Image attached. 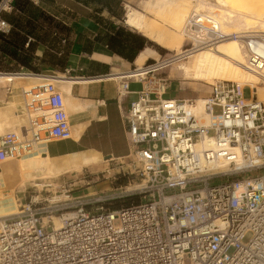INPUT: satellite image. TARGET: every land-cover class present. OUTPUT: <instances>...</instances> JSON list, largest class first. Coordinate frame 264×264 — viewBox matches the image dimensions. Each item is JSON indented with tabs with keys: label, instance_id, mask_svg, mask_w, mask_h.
<instances>
[{
	"label": "built area",
	"instance_id": "built-area-1",
	"mask_svg": "<svg viewBox=\"0 0 264 264\" xmlns=\"http://www.w3.org/2000/svg\"><path fill=\"white\" fill-rule=\"evenodd\" d=\"M12 1H0V16ZM214 15L192 9L183 58L235 40L242 68L264 86V32L224 34ZM10 29L0 17V34ZM169 61L144 64L147 74L116 85L118 99L131 82L141 85L124 115L127 158L140 183L65 205L31 201L0 217V264H264V103L250 86L228 81L209 85L205 98H166L169 81L152 74ZM39 82L21 90L19 128L0 132V165L42 157L46 143L72 136L60 82ZM133 196L141 199L107 208Z\"/></svg>",
	"mask_w": 264,
	"mask_h": 264
},
{
	"label": "crops",
	"instance_id": "crops-1",
	"mask_svg": "<svg viewBox=\"0 0 264 264\" xmlns=\"http://www.w3.org/2000/svg\"><path fill=\"white\" fill-rule=\"evenodd\" d=\"M29 2L40 14L51 17L52 23L70 28L63 69L46 65L42 68L46 72H59L57 74L60 76L52 77L44 74L42 76L82 81L68 84V81L58 80L60 82L58 88L64 97L72 136L68 140L50 141L42 146L40 152L48 173L52 176L78 173L108 159L112 161L121 159L128 151L124 115L129 104L136 100L141 85L131 82L129 94L125 98L118 99L116 85L119 80L116 79L132 72V67L138 68L136 58L132 63H128L110 52L104 45L94 41L100 27L96 23L95 13H92L96 5L91 0H29ZM5 14L9 20L19 23L20 26H10L9 33L2 35L4 40L10 42L15 35L24 37L26 41L23 50L33 57L28 62L33 68L31 60H40L46 54V42L42 40L46 39L47 21L42 20L39 14L30 16L16 11ZM103 15L108 16L105 12L100 16L104 17ZM109 20L114 22L113 18ZM26 23H33L34 29L31 30ZM29 43H31L30 51H28ZM145 50L148 49L142 51ZM52 53L59 57L63 52L56 50ZM151 53L145 58L144 63L150 58ZM1 56L0 69L16 71L3 75L19 76L22 71H29L16 65L13 60L0 52ZM159 78L171 81L168 73ZM2 82L10 84L0 86V132L17 130L20 120L15 114L23 107L21 90L35 81L27 77H18L12 83L9 78H0V83ZM196 98L199 96L196 95ZM0 173L8 185L16 182L14 163L1 164Z\"/></svg>",
	"mask_w": 264,
	"mask_h": 264
},
{
	"label": "rangeland",
	"instance_id": "rangeland-1",
	"mask_svg": "<svg viewBox=\"0 0 264 264\" xmlns=\"http://www.w3.org/2000/svg\"><path fill=\"white\" fill-rule=\"evenodd\" d=\"M203 1V0H202ZM120 0L122 6V18L119 21L114 20V24L123 27L125 30H128L132 33L138 34L142 36L137 31L125 25V15L126 12L131 9L135 10L138 13L142 14L145 17V22L147 25H153L156 28V32L166 34V36H174L177 37L181 34V29L183 26V22L181 24V28H173L170 26V19L176 14V12H180L184 14L185 18L192 12L193 8H196L198 11H206L207 5H211L209 7H213L210 13H216L219 15L220 11L225 13H230L233 15L230 9L227 7L221 6L220 4L215 3V0ZM200 3H204L207 5L200 6ZM205 7V8H204ZM176 9V10H175ZM219 10V11H218ZM161 12V13H160ZM170 12V14H169ZM166 17L167 23H161L162 15ZM235 15V14H234ZM102 18H109V16L103 15ZM152 21V22H151ZM169 21V22H168ZM264 22V19H263ZM153 23V24H152ZM70 28L64 25H58L55 27L54 23H46V58L44 59H34L31 60L33 64V68L37 73H33L31 71H22L23 74H44V75H52V76H60L59 72H46V70H42L44 63H50L52 58L49 55H54L52 52L57 51H66V48L69 43V34ZM178 34H177V32ZM259 30V29H255ZM261 30H264L261 28ZM173 32V33H172ZM144 37V36H142ZM145 38V37H144ZM147 43L144 49H148L152 52L150 58L140 66L144 64H151L155 61H163L171 58L175 51H172L169 47L161 48L157 44H155L152 40L147 39ZM64 41V43H62ZM172 45V44H171ZM187 46L184 44L183 48ZM61 56V55H60ZM59 56V57H60ZM30 59H33L30 56ZM190 61L188 59H184L182 61L176 62L169 67L159 70L152 75L154 77H160L163 74L166 75L168 73V78L171 79L169 83L171 84V88L167 91V96L172 99L183 100L189 97L188 99H201L205 98L209 92V85L213 84L215 81H212L211 84H207L205 81H195L191 79H185L183 77L184 70L182 67L188 66ZM40 65V66H38ZM41 69H40V68ZM131 70H134L132 67ZM3 73V72H0ZM143 76V75H142ZM151 76V75H150ZM147 76V79L150 78ZM68 77V76H67ZM70 77V76H69ZM25 78V77H23ZM178 78V79H175ZM40 84V82L35 81L29 86H24L23 89H27L31 86ZM239 84V83H238ZM1 86V85H0ZM6 86V85H2ZM246 86V85H242ZM249 86V85H247ZM251 87V86H250ZM264 89V86H260ZM196 95L199 98H196ZM243 99L245 101L250 99V93L248 89L243 91ZM128 156V151L119 160L112 161L110 159L105 160L101 164L90 167L84 171H79L78 173L66 174L61 176H52L50 173L41 170L39 167L40 159L31 161H9L7 163H14L16 166V182L14 184L8 185L7 183H3L4 186L0 187V194H7V196L3 199H0V215L4 213L12 212L14 210V205L17 206V210H20L22 205H25L31 201H38L39 207H48L49 202L58 201L59 204L65 205L69 204L72 198L76 197H86L94 194H108L113 192H120L124 188L132 187L138 185L140 182L138 178L135 177L131 172L136 173L135 166L130 163ZM20 168H23L27 173H29L30 177L33 178L31 182H25L21 184V175ZM39 170H38V169ZM37 169V170H36ZM258 174H264V172H259ZM35 176V177H34ZM2 180L4 181V176H2ZM20 181V182H19ZM219 182L215 181L212 184H218ZM11 187V188H10ZM68 196V198H66ZM144 196H142L143 198ZM11 198H13V202H11ZM9 200L4 203V200ZM141 197L138 196L137 201H139ZM125 201V200H123ZM10 202V203H9ZM125 203V202H124ZM124 205V204H121ZM48 211V210H47ZM60 214V213H59ZM53 222H58V219H53Z\"/></svg>",
	"mask_w": 264,
	"mask_h": 264
},
{
	"label": "bare ground",
	"instance_id": "bare-ground-1",
	"mask_svg": "<svg viewBox=\"0 0 264 264\" xmlns=\"http://www.w3.org/2000/svg\"><path fill=\"white\" fill-rule=\"evenodd\" d=\"M215 3L220 4L221 6H223V8L227 7L228 9L231 10L232 13L235 14V15L234 14L231 15L230 13H225L223 11H220L219 15L214 13L215 14L214 16L218 18V21L220 23V27L218 28L222 33L228 34L230 32H235V31L264 32V30H261V28L264 29V22H263L264 0H215ZM204 5L207 4L200 3L199 7ZM207 6L208 7H206L205 12L210 13L213 7L212 8L209 7L211 5H207ZM190 14L188 15V17L190 16ZM161 18H162V20L160 21L161 23H167V19L165 16L162 15ZM184 18H185L184 14L180 12H176V14L170 19V22L169 21L168 22L170 26H172L173 28H179L183 21H184L183 22L184 25L186 21V19L184 20ZM124 23L126 26L137 31L145 38L152 40L159 47L166 48L170 46L168 49L171 48L172 51H175L174 55L171 58H169L170 59L169 62L171 63L162 69H165L176 62L182 61L184 59H188L190 61L188 63V66L182 67L184 70L183 77H185V79L195 80L196 82L205 81L207 84H211L212 81L218 80V81L236 82L239 83L240 85H249L253 89L258 102L264 103V89L260 87L261 85L259 84V82L257 81L256 77L253 74L246 72L242 68V65L245 62V58L241 50L240 44L235 40L229 39L225 42L216 45V47L213 49L202 50L195 54L187 56L186 58H183V56L185 55L183 54L184 51L182 49L184 45V35L182 33V29H181V34H179L177 37L166 36V34L158 33L156 32L157 27L153 25H147L145 22V17L142 14L138 13L137 11L131 9H129L126 12ZM255 29H259V30H255ZM150 52L151 51L148 50L141 51L136 57L135 60L136 63L140 66V64L143 63V61L150 54ZM162 69L159 68V70ZM145 74L147 73H145L144 70L141 69V67H138L136 68L135 71H132L129 74L125 75V77L120 76L116 80H119L120 78L141 77L142 75L144 76ZM18 77L19 78L27 77L30 80L37 82H39L40 80L42 81V79L51 78L48 76L43 77L42 75L31 76L29 74H23V73L19 74V76H13L12 74L3 75V73H0V78L2 79L9 78L11 80V83L13 80H15ZM57 79L68 81V84L69 83L75 84L77 82L78 83L82 82L80 80H70L64 77ZM7 84L10 83H3V82L0 83V85H7ZM33 159L34 160L40 159L41 161H39L38 164L39 167L41 168V170L48 172V170L46 169L45 161L42 157H36ZM31 160H26V161H31ZM223 167H225V165ZM19 172L22 177L21 184L28 181L31 182L32 180H34L33 178H31L33 176L30 177L29 173H27L23 168H20ZM3 183L4 181L2 180V174L0 173V187L4 186ZM6 196L7 194H0V199L5 198ZM13 200L14 199L11 198V202H13ZM8 201H9L8 199L7 200L5 199L4 203ZM13 205H14L13 207L14 210L12 212L4 213L3 215H0V217H8L18 214L17 206L15 205V203H13ZM55 226L58 227L59 223L55 222Z\"/></svg>",
	"mask_w": 264,
	"mask_h": 264
},
{
	"label": "trees",
	"instance_id": "trees-1",
	"mask_svg": "<svg viewBox=\"0 0 264 264\" xmlns=\"http://www.w3.org/2000/svg\"><path fill=\"white\" fill-rule=\"evenodd\" d=\"M91 1L94 5H96V9H94L92 13H95L96 23L100 27L94 41L104 45L110 52L121 59L127 61L128 63H132L139 52L144 49L147 40L138 34L125 30L121 26L115 25L113 21L109 20L110 18H113L116 21L121 20L123 12L120 0ZM11 7V11H16L21 14H28L30 16H37L39 14L42 20L49 23H52L53 21V19L47 14H40L37 8H34L29 0H13ZM103 12L107 13L109 19H104L100 16ZM0 17L12 27L15 25L20 26L19 23H14L13 20H9L5 13H2ZM26 26L30 27L31 30L34 29L33 23H26ZM55 26L57 27L58 24H55ZM25 41L26 39L24 37L15 35L10 39V42H7L4 40V36L0 34V52L9 59L13 60L16 65H19L20 67H23L33 73H37L35 71L39 70H35L28 64L30 56L27 54L28 52H24L23 50ZM30 49L31 43L28 45V51H30ZM66 52L67 50L64 52V54H60V57L49 55L52 58V61L47 64L44 63V65L52 68L57 67V69H63ZM46 56L47 54H45L42 59L46 58ZM1 58L2 56L0 57V61ZM0 72L8 73L16 71H6L0 69ZM137 198L138 196H133L125 199L114 200L107 206V208L109 210H115L122 207H127L131 204L137 203Z\"/></svg>",
	"mask_w": 264,
	"mask_h": 264
},
{
	"label": "water",
	"instance_id": "water-1",
	"mask_svg": "<svg viewBox=\"0 0 264 264\" xmlns=\"http://www.w3.org/2000/svg\"><path fill=\"white\" fill-rule=\"evenodd\" d=\"M1 1V0H0ZM13 76H16L15 74H13Z\"/></svg>",
	"mask_w": 264,
	"mask_h": 264
}]
</instances>
